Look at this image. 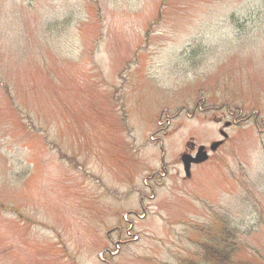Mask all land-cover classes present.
I'll return each mask as SVG.
<instances>
[{
    "label": "rangeland",
    "instance_id": "rangeland-1",
    "mask_svg": "<svg viewBox=\"0 0 264 264\" xmlns=\"http://www.w3.org/2000/svg\"><path fill=\"white\" fill-rule=\"evenodd\" d=\"M224 122L229 139L186 180V143L208 147ZM41 145L54 152L33 177ZM71 155L89 167L114 155L118 172L79 193ZM38 181L58 189L45 211L23 192ZM21 215L25 244L10 226ZM224 230L228 260L264 264V0H0V264H179Z\"/></svg>",
    "mask_w": 264,
    "mask_h": 264
},
{
    "label": "trees",
    "instance_id": "trees-1",
    "mask_svg": "<svg viewBox=\"0 0 264 264\" xmlns=\"http://www.w3.org/2000/svg\"><path fill=\"white\" fill-rule=\"evenodd\" d=\"M249 2V0H248ZM239 11V9H238ZM238 11H234L230 18L236 23L238 22V17L235 18L236 13ZM208 229V228H207ZM221 231L222 229H218ZM225 232V233H224ZM224 236L221 237L217 233H214V237L212 239L210 236L205 238L206 240L202 242L199 247L201 248L202 254L196 260H180L179 264H233V261L228 260L230 254L233 252L234 246V234H232L229 230H224ZM237 264H252L251 262H239Z\"/></svg>",
    "mask_w": 264,
    "mask_h": 264
},
{
    "label": "water",
    "instance_id": "water-1",
    "mask_svg": "<svg viewBox=\"0 0 264 264\" xmlns=\"http://www.w3.org/2000/svg\"><path fill=\"white\" fill-rule=\"evenodd\" d=\"M219 144H220V143H213V144H211V145H210V149H211L212 151H214V150L217 148V146H219ZM203 149H204L203 147H200L199 150H198V152L203 151ZM197 155H198V154H197ZM185 158H188V157L183 156V157L181 158V160H182V162H183V164H184V171H185L186 176H187V175L189 174V171H188L189 164H188V161L185 162ZM188 159H189V158H188ZM204 160H206V159H205V155H204L203 158H198V157L196 156L195 159H190V161H192V162H194V163L202 162V161H204Z\"/></svg>",
    "mask_w": 264,
    "mask_h": 264
}]
</instances>
